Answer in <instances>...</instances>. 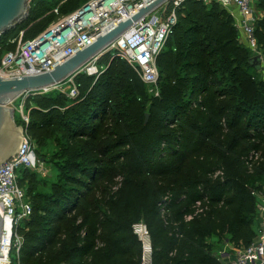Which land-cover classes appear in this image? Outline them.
I'll return each mask as SVG.
<instances>
[{"label": "trees", "instance_id": "1", "mask_svg": "<svg viewBox=\"0 0 264 264\" xmlns=\"http://www.w3.org/2000/svg\"><path fill=\"white\" fill-rule=\"evenodd\" d=\"M60 1L58 14L43 16ZM85 2L32 0L16 28L32 39ZM175 13L155 57L157 95L125 60L105 53L100 74L74 76L75 98L26 99L35 105L22 126L37 159L48 161L42 149L52 139L71 145L49 159L56 176L46 190L37 189L35 171L18 170L32 210L10 264H139L131 231L139 220L153 264H222L218 243L241 249L254 241L264 191V78L227 9L184 0ZM9 33L0 52L13 48ZM254 36L259 49L264 17Z\"/></svg>", "mask_w": 264, "mask_h": 264}, {"label": "built area", "instance_id": "2", "mask_svg": "<svg viewBox=\"0 0 264 264\" xmlns=\"http://www.w3.org/2000/svg\"><path fill=\"white\" fill-rule=\"evenodd\" d=\"M152 1L88 0L29 40L22 39L23 28H15L18 29L17 34L10 39L7 37V43L13 44V48L4 51L0 57V75L17 77L49 71ZM183 1L163 0L113 40L100 56L92 58L70 77L74 78L80 73L97 76L105 67L103 65L98 67L97 62L102 55L108 53L110 57L125 60L137 72L139 78L149 86L148 92L157 95L158 70L155 57L162 51L167 38L172 33L176 22L175 8ZM201 1L205 4L214 2L227 9L233 17L234 26L242 35L244 43L252 51V55H260L254 36L257 18L253 9V0ZM60 3L52 7V13H59ZM232 6L237 9L236 16L231 13ZM56 31L59 33L56 34ZM61 86L62 83L54 87L61 88ZM51 88L42 89L37 94L46 93ZM62 93L69 98H75L78 94V84L72 81L68 89ZM23 120L28 122L26 117ZM21 128L23 134L19 137L15 150L6 160L0 162V216L3 220L0 264H10L11 252L18 254L22 244L18 228L32 210L25 190L18 184L17 172L20 169L38 172L42 170L32 142L24 128ZM258 196L261 197L260 192L257 193ZM257 208L261 214V222L256 239L247 247L236 249L232 258L221 257V261L224 259L222 264H264L263 199L257 202ZM131 231L140 244L139 264H153L152 241L146 223L141 220L132 223Z\"/></svg>", "mask_w": 264, "mask_h": 264}, {"label": "water", "instance_id": "3", "mask_svg": "<svg viewBox=\"0 0 264 264\" xmlns=\"http://www.w3.org/2000/svg\"><path fill=\"white\" fill-rule=\"evenodd\" d=\"M32 0H0V36L15 29L24 21L29 12V3ZM163 0H153L141 7L130 18L119 22L102 35H99L90 45L77 50L71 57L55 65L51 70L24 74L17 77H3L0 75V162L6 160L13 150L23 129L14 122V107L10 104L19 96L37 94L40 90L54 87L69 78L74 72L81 69L92 58L100 56L106 47L133 23L152 11ZM59 33L56 31V34ZM255 68L260 66L258 55L249 58ZM147 118V115H145ZM3 231V220L0 216V241ZM2 253L0 250V258Z\"/></svg>", "mask_w": 264, "mask_h": 264}, {"label": "rangeland", "instance_id": "4", "mask_svg": "<svg viewBox=\"0 0 264 264\" xmlns=\"http://www.w3.org/2000/svg\"><path fill=\"white\" fill-rule=\"evenodd\" d=\"M35 1V0H34ZM88 0H86V2H87ZM61 2V1H60ZM59 2V3H60ZM58 4V3H57ZM53 7V6H52ZM52 7L50 8V10H48V11H45V13L43 14V16H45L46 14H51L52 13V11H51V9H52ZM253 9H254V13H255V16H256V18H257V21H259L261 18H263L264 17V9L261 7V2H260V0H253ZM54 14V13H53ZM60 15V14H59ZM59 15H57L58 17L57 18H55V20L53 21V22H51V23H54V22H56L58 19H60L61 17L59 16ZM256 21V22H257ZM50 23V24H51ZM49 24V25H50ZM48 25V26H49ZM17 30L18 29H12V30H10L9 32V35H8V38L10 39L12 36L14 37L15 36V34H17ZM8 38H6V40H5V44L6 45H13V44H11V43H7V41H8ZM237 41L238 42H240V43H244V39H243V37H242V35L239 33V31H237ZM261 47H262V50H264V37L262 38V44H261ZM261 47H259V51H260V55H259V57H260V66H259V68H256L254 71L256 72V74L258 75V76H262L263 78H264V59H263V55H262V53H261ZM9 50V49H8ZM4 51H6V50H4ZM4 51H1L0 52V57H1V55H2V53L4 52ZM252 52V51H251ZM252 56H255V54H253ZM120 60V59H119ZM105 64V63H104ZM103 64V66H105ZM98 65V67H100L99 65H101L102 66V64H97ZM253 71V70H252ZM72 81H74V79L73 78H67L64 82H62V86H61V88H58V87H52L49 91H47L46 93H53V92H63V91H66L67 89H68V87L71 85V82ZM149 87V86H148ZM31 95H28V96H19L16 100H14V101H16V102H14V122L16 123V125L18 126V127H23L22 126V123H26V121L25 120H23V118L24 117H26L27 118V120H28V110H29V108H31V107H34V105H35V103L33 102V101H27L26 99L28 98V97H30ZM22 104V107L20 108V105ZM71 144H68V143H66L65 142V140H63V139H60L59 140V142H57L56 143V141L55 140H51L48 144H47V147H45V148H43L42 149V151L44 150V152H45V154H46V157H47V160L48 161H40V164H41V167H42V170H41V172L39 171H35L36 172V179H37V185H36V187H37V189H39V190H41V189H43V187H42V183H44V184H46V188H45V190L48 188V184H49V182H52V181H54L55 180V176H56V171H55V169L53 168V165L51 164V162L49 161V159H51V157H52V154H54L55 152H58L59 151V149L60 148H62V147H65V146H70ZM258 154V156H257V160H260L261 158V155H260V152L259 153H257ZM31 171H33V170H31ZM20 187H22L23 189L24 188H26V183H22V186H20ZM264 190V189H263ZM260 194H261V197H257V199H258V202L259 201H261V199H263L264 200V191H261L260 192ZM258 212H259V210H258ZM214 239V238H213ZM212 241H214V240H212ZM224 245H225V243H218L217 244V250L219 251V252H222V251H226L225 253H222V254H219V256H220V259H222L221 257H223V256H227V255H225L227 252L229 253V252H231V251H227V248H225L224 247ZM225 249V250H224ZM232 258V257H231ZM228 259V258H227ZM224 260V259H223ZM222 260V261H223Z\"/></svg>", "mask_w": 264, "mask_h": 264}, {"label": "crops", "instance_id": "5", "mask_svg": "<svg viewBox=\"0 0 264 264\" xmlns=\"http://www.w3.org/2000/svg\"><path fill=\"white\" fill-rule=\"evenodd\" d=\"M231 13L234 15V16H236V14H237V9L234 7V6H232L231 8ZM14 102H16V101H13L11 104H10V106H14ZM19 141V138L17 139V142ZM16 142V144H15V146H14V148H13V150L11 151V153L14 151V149L16 148V145L18 144ZM10 153V154H11ZM260 222H261V214L258 212V218H257V220H256V222H255V224H254V227H255V229H256V232H257V234H258V230H259V227H260ZM256 237H257V235H256ZM256 237H255V239H256ZM254 239V240H255ZM224 247L225 248H227V251H231V252H227L225 255H227L225 258H231V257H233V255L235 254V252H236V249L235 248H233L232 247V245L231 244H229V243H226L225 245H224ZM225 250V249H224ZM226 251H222V252H220V253H225Z\"/></svg>", "mask_w": 264, "mask_h": 264}, {"label": "bare ground", "instance_id": "6", "mask_svg": "<svg viewBox=\"0 0 264 264\" xmlns=\"http://www.w3.org/2000/svg\"><path fill=\"white\" fill-rule=\"evenodd\" d=\"M19 138V137H18ZM18 143V142H17ZM17 146V145H16ZM15 150V149H14Z\"/></svg>", "mask_w": 264, "mask_h": 264}]
</instances>
